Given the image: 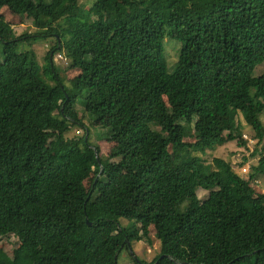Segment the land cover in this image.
<instances>
[{"label": "trees", "instance_id": "obj_1", "mask_svg": "<svg viewBox=\"0 0 264 264\" xmlns=\"http://www.w3.org/2000/svg\"><path fill=\"white\" fill-rule=\"evenodd\" d=\"M90 1L0 0L37 27L6 39L0 17V239L19 241L0 264H119L134 241L153 244L151 226L149 264H264V0ZM38 39L53 40L43 65L20 48ZM166 39L181 45L173 70ZM88 115L110 154L90 141ZM246 130L248 175L214 170L207 152L246 146Z\"/></svg>", "mask_w": 264, "mask_h": 264}, {"label": "rangeland", "instance_id": "obj_2", "mask_svg": "<svg viewBox=\"0 0 264 264\" xmlns=\"http://www.w3.org/2000/svg\"><path fill=\"white\" fill-rule=\"evenodd\" d=\"M80 6L82 10H87L90 7L91 1L90 0H81ZM0 17L3 18L8 23V29L6 31V39H12L14 37H18L23 33H34L37 30V27L34 25V21L31 18L26 16L16 15L13 14L7 7H3L0 11ZM52 39H38L32 40L31 42H27L20 45V48L24 50H34L38 54V60L41 65L46 63V55L48 50L50 49L49 46L52 44ZM180 44L174 40L166 39L165 40V47H166V54L169 62V69L173 70L175 68V64L178 61V55L180 51ZM4 61V53H3V46L0 44V62ZM54 61L59 63L61 67H65L67 62L70 61L66 59V56L63 53H57L54 57ZM260 73V71L258 72ZM73 73H68V76H72ZM60 99H63L62 92H58ZM79 115L82 118V112L79 111ZM91 119L93 122H91ZM85 125L90 128V141L97 143L101 154L108 155L111 152L112 144L108 141V132L104 126V124H99L91 115H88L87 118L84 119ZM241 121L245 124V121L241 117ZM183 125L184 122H183ZM84 127H76L74 129V134H84ZM185 130H187V137L186 140L192 141L194 140L190 136L194 137V129L193 126H185ZM244 135V140L247 141V145H243L239 143V140H235L224 144L222 146H216L215 149L209 150L205 156L206 162L211 164L213 169L216 171H221L225 173L226 169L224 163L228 162L232 165V167L240 174V175H248L249 170H251V165L257 162V157H253L255 152V148L257 140L254 139L246 130ZM245 136H248L251 141H248ZM264 148V140L259 145L258 149L261 150ZM49 149L51 150V146L49 144ZM171 151L173 153L174 161L176 163L180 162L184 159L183 152L177 148L172 147ZM259 157V156H258ZM247 158L248 161L245 165L241 166L244 163V159ZM112 162V161H110ZM250 168V169H249ZM94 174L91 173L86 179L85 184L87 187L91 186L92 181L94 180ZM257 192H264V178L259 179L258 182L255 183ZM198 195L201 201H205L208 199L210 195V191L199 188ZM186 202L184 203V205ZM95 211L99 212V207H95ZM129 232H131L134 236H142L140 232V228L138 225L125 222ZM151 237L153 238V244L149 245L146 241H134L133 242V254L139 257V259L150 263L154 260V258L160 253V242L156 238L155 229L154 227H150ZM19 241L18 238L14 235H9L0 239V254H5L7 256L12 257L15 248L18 246ZM131 252H123L120 254L119 257V264H132V256Z\"/></svg>", "mask_w": 264, "mask_h": 264}, {"label": "water", "instance_id": "obj_3", "mask_svg": "<svg viewBox=\"0 0 264 264\" xmlns=\"http://www.w3.org/2000/svg\"><path fill=\"white\" fill-rule=\"evenodd\" d=\"M128 241V240H127ZM129 242V241H128ZM129 245H130V243H129ZM132 253H133V251H131ZM137 261H139L140 262V260L137 258ZM142 264H149V263H142Z\"/></svg>", "mask_w": 264, "mask_h": 264}, {"label": "built area", "instance_id": "obj_4", "mask_svg": "<svg viewBox=\"0 0 264 264\" xmlns=\"http://www.w3.org/2000/svg\"><path fill=\"white\" fill-rule=\"evenodd\" d=\"M248 141H251V139L248 136H245ZM250 169V168H249Z\"/></svg>", "mask_w": 264, "mask_h": 264}]
</instances>
